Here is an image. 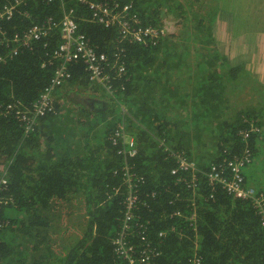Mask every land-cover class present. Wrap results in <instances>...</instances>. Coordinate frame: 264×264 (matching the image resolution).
I'll return each instance as SVG.
<instances>
[{
	"label": "trees",
	"instance_id": "16d2710c",
	"mask_svg": "<svg viewBox=\"0 0 264 264\" xmlns=\"http://www.w3.org/2000/svg\"><path fill=\"white\" fill-rule=\"evenodd\" d=\"M128 1L144 25L157 27L166 3L172 2L167 6L170 12L178 8L176 0ZM73 5L79 32L97 51L110 58L117 54L126 75L114 81L111 94L88 80L81 62L70 65L71 77L54 88V99L69 103L70 93L106 94L108 103L98 110L80 103L76 114L82 113L74 123L81 128L72 129L74 135L80 132L67 142L58 114L73 110L64 111L59 100H54L53 111L32 113L35 125L28 130L13 114L19 108L30 109L50 85L57 66L52 51L59 45L58 30L0 63V173L3 167L8 195L14 199L0 208V264H129L116 250L114 240L120 233L137 257L147 250L149 264H190L195 252L200 264H264V227L257 208L206 178L210 164L240 156L248 147L244 182L264 196L259 166L264 160V88L256 77L243 64L229 63L213 46L208 50V45L216 44L210 38L195 35L203 50L190 62L186 40L190 26L179 31L184 41L178 45L177 34L172 33L154 46L118 42L116 29L84 20L87 10L75 0ZM23 8L31 17L16 13L2 22L6 37L61 12L58 0H28ZM194 26L210 29L200 19ZM5 51L7 47L0 45V55ZM15 103L17 107L5 115V106ZM119 121L136 142L134 156L120 152L109 139ZM250 124L259 131L244 138L240 131ZM92 134L98 142L88 140ZM159 138L195 162L194 188L186 183L191 172L172 174L175 159L159 146ZM127 172L143 182L123 231ZM76 199L83 200L86 220L74 234L62 225L70 227L64 205Z\"/></svg>",
	"mask_w": 264,
	"mask_h": 264
},
{
	"label": "built area",
	"instance_id": "2783aa9c",
	"mask_svg": "<svg viewBox=\"0 0 264 264\" xmlns=\"http://www.w3.org/2000/svg\"><path fill=\"white\" fill-rule=\"evenodd\" d=\"M46 3L54 0H43ZM28 0H0V45H5L8 51L0 55V63L5 62L7 58L12 57L19 48L31 49L36 42L43 41L58 30L60 41L59 45L52 51L53 58L57 60V66L53 70L50 85L43 91L41 96L33 102L31 108L16 109L13 114L16 120L26 123V129H31L35 125V115H42L46 112L53 111L54 100L53 90L67 82L71 77L70 65L75 62H81L86 71L87 78L90 82L105 88L109 93L113 94L116 90L114 81L126 75V67L123 60L119 59L117 54L113 58L99 52L90 43L84 33L79 32L78 16L73 0H58L60 3V15H48L38 22L31 23L27 28L20 32H15L11 37H6V33L1 23L10 20L16 13L21 14L24 18H30V14L24 10L23 6ZM79 5L87 10V19L104 28L116 29L118 36L117 41L125 40L131 43L141 45H157L160 40L166 36V27L152 25H144L138 13L134 9L132 2L128 0H75ZM70 3V4H69ZM17 107L15 104H7L4 114L12 113V108ZM250 129L247 131V129ZM258 132L259 129L253 124L240 134L247 138L250 131ZM110 141L114 145L120 146V152L128 156H134L137 153V145L135 140L129 136L124 129L123 123L119 121L113 128V132L109 136ZM158 144L169 155L173 156L176 166L172 170V174L177 175L179 171H187L192 173V179L187 180V187L194 188L195 172L197 166L193 160H190L182 151H175L170 148L164 141L159 138ZM250 151L248 147L244 148V153L240 156L224 157L218 164H210L206 172V178L209 184H219L225 192L235 198L249 200L253 206L257 208L261 215V224L264 227V196L262 192L255 190L253 186L244 182L242 168L245 163L249 162ZM126 185V218L122 223V230L128 228V222L132 218L133 207L136 206L139 197L138 191L142 178H134L133 174L128 172L124 174ZM178 180H185L182 176ZM9 182L6 176V170L1 167L0 173V208L14 203L11 195H8ZM136 192V193H135ZM194 204V203H193ZM196 213V207L194 208ZM193 213V214H194ZM192 216V215H191ZM116 250L120 256L126 259L129 264H149L150 256L147 250L139 251V256L135 254V248L126 246L125 237L120 233L114 240ZM190 264H200V257L193 254Z\"/></svg>",
	"mask_w": 264,
	"mask_h": 264
},
{
	"label": "crops",
	"instance_id": "0c3cea01",
	"mask_svg": "<svg viewBox=\"0 0 264 264\" xmlns=\"http://www.w3.org/2000/svg\"><path fill=\"white\" fill-rule=\"evenodd\" d=\"M185 2H191V6H187ZM217 2V4H216ZM212 3V4H211ZM233 3V1L231 2ZM235 6V4L233 3ZM178 8L181 10L180 15L183 14V11L186 10L187 14H191V10H201L205 8L207 10L206 13H200L197 16V20L201 19L204 24L211 25L212 21L214 20L215 25H222L220 27L224 31L227 30V25L224 21L221 20V17L217 14L219 10L218 0H179ZM212 11V12H211ZM252 13L257 16L259 19H249L247 17L248 13ZM233 15V24L235 26H241V28H237L235 34H243L247 35L250 34V38L243 37L241 39V42L239 45H236L232 48L231 52L226 51L225 52V45L226 43L224 41L217 40L215 41L216 44H212L215 49L219 50L220 52L224 53L229 59L231 58V55H233L236 59V61H232L231 63L235 64H243V68L246 69L250 75L253 77H256L257 79V85L262 86L264 88V27H258L259 25L264 26V0H239L237 5L235 6V11ZM165 16V15H164ZM163 19L165 21V18L167 17L171 23L176 22L178 20V14L177 11L173 10L168 13V16H166ZM188 17H191L188 16ZM192 19V18H190ZM195 19V20H196ZM180 20H182L180 18ZM196 20V21H197ZM232 24V21L229 22ZM175 28V27H174ZM96 84V83H93ZM99 94V92H98ZM100 95V94H99ZM55 97V96H54ZM56 102L59 99H54ZM88 97H91L89 95H76L73 93H70V96H68L67 101L70 103H66L63 100H59L58 102L62 103L64 106V111H71V113H59L60 120L62 121V124H59L60 127L65 126V131L67 132L66 138L67 142H73L74 136H77V134L74 135V132L72 129H78L81 128L79 124H75L74 120L79 117L78 115L82 112L76 114L79 110L76 108L78 105L84 103V99ZM95 102L98 104V106H102L103 109H105V105L108 103L107 95L105 94L104 97H95ZM98 110V109H96ZM70 119H73L70 121ZM80 119V117H79ZM83 120V118H81ZM69 137L72 138V140H69ZM72 144V143H71ZM82 147L84 143L81 144Z\"/></svg>",
	"mask_w": 264,
	"mask_h": 264
},
{
	"label": "rangeland",
	"instance_id": "374dc122",
	"mask_svg": "<svg viewBox=\"0 0 264 264\" xmlns=\"http://www.w3.org/2000/svg\"><path fill=\"white\" fill-rule=\"evenodd\" d=\"M232 1L236 6L239 0H218L219 10H218L217 14L221 17V20L224 21L225 24L227 25L226 31H224L223 29L220 28V27H222V25L213 24L214 20L212 21L209 30L207 29L206 26H201L199 28L194 26V23L197 20L196 18L198 16V14L207 12V10H205V8L201 9L200 11L199 10L196 11V9L191 10V14H190L191 17H188L190 15L187 14L186 10H184V13L182 14L184 16H181L180 15L181 10L177 7H174L175 11H177L179 18L176 22L171 23V21H169L166 16H168V13L170 12L169 9L167 8V6L168 5L172 6V2L169 1V4L166 3V6L164 7L166 10L162 9L163 14H165L164 18L166 17L165 21L162 20V25L163 26L165 25V27H166V34H171V33L177 34L176 38H174L177 45L182 44V42L184 41V39H183L184 34H181V32H179L181 30V28L183 26H190L191 27V34H189L186 37V40L189 39V48L187 51H188V53H190V62H194L197 57L199 58L200 54H198V53L203 50L201 48V43L194 39L195 35L198 38L202 37V39H209L210 38V41H217V40L224 41L226 43V45L224 47L225 52L226 51L231 52V50L234 46L240 44L241 39L243 37L250 38V34H247V35L238 34V33L235 34L237 28H241V26H235L233 24L234 19H233L232 14H234L235 6L233 5V3H231ZM176 2H178V4H179V0H176ZM190 3L191 2H188V3L185 2L186 7L191 6ZM216 4H217V2H216ZM247 17L249 19H252V18L259 19V18H257L256 15H254L252 13H248ZM180 18L182 20H180ZM190 18H192V19H190ZM231 21H232V24L229 23ZM258 27H264V26L259 25ZM199 32H200V35H197V33H199ZM192 33H194V34H192ZM211 43H213V42H211ZM210 48H211V45H208V50ZM194 51H196V52H194ZM224 60L226 61V59H224ZM228 60H229V63L232 61L237 62V59L233 55H231V58ZM56 99H58V98H56ZM84 104L89 106L92 110H96V109L101 108V106H98V104H96L94 96H91L88 98L86 97L84 99ZM97 128H98V126L94 127V129H97ZM88 140H90V142H93V143L98 142L97 136L95 134L89 135ZM262 157L264 159V154L262 155ZM259 166L263 168V172H264V160L259 164ZM247 185L253 186L252 184H247ZM72 202L73 203L71 205H64V209H65L66 213L68 212V218H69L68 222L70 224V227H68L66 224H64V225H62V228L64 230H67L68 228H70V231L75 234L74 229H76V231H78V229L84 224L86 217L83 213V203H82L83 200L76 199ZM62 215H64L63 212H62Z\"/></svg>",
	"mask_w": 264,
	"mask_h": 264
},
{
	"label": "clouds",
	"instance_id": "9594fccd",
	"mask_svg": "<svg viewBox=\"0 0 264 264\" xmlns=\"http://www.w3.org/2000/svg\"><path fill=\"white\" fill-rule=\"evenodd\" d=\"M116 126V125H115Z\"/></svg>",
	"mask_w": 264,
	"mask_h": 264
}]
</instances>
